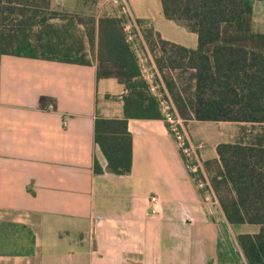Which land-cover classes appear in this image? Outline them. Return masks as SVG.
<instances>
[{"label":"crops","instance_id":"obj_1","mask_svg":"<svg viewBox=\"0 0 264 264\" xmlns=\"http://www.w3.org/2000/svg\"><path fill=\"white\" fill-rule=\"evenodd\" d=\"M4 1L15 9L7 28L28 20L27 42L37 49L48 43V25L62 28L65 18L120 16L99 0ZM122 1L140 22L142 32L129 35L139 65L157 70L142 34L197 48L195 34L165 19L160 0ZM262 8L256 1L255 14ZM77 30L89 65L0 55V264H246L236 237L258 228L226 222L213 191L197 188L163 120L129 119L131 173L110 171L94 123L123 119L127 92L115 79H97L95 50L84 27ZM243 125L185 121L209 183L204 164L218 161L217 146L234 143Z\"/></svg>","mask_w":264,"mask_h":264},{"label":"trees","instance_id":"obj_2","mask_svg":"<svg viewBox=\"0 0 264 264\" xmlns=\"http://www.w3.org/2000/svg\"><path fill=\"white\" fill-rule=\"evenodd\" d=\"M256 1L264 2L160 0L165 19L197 36L195 50L142 34L182 120L249 124V128L239 127L234 143L217 146L218 161L204 164L213 173L211 189L226 222L258 228L256 234L236 237L246 264H264V32L253 30ZM8 3L0 0V55L89 65L77 30L78 25L84 27L89 52L95 50L97 79H115L127 92L124 118L96 119L94 142L114 175H129L132 137L128 120L163 117L141 75L126 31L127 19L102 16L96 22L93 18H65L67 25L62 28L48 25V43L37 49L27 42L32 26L28 20L7 28L8 15L15 10ZM136 24L140 27V22ZM6 28L19 34H5ZM53 38L57 42H52ZM174 71L178 73L173 77ZM94 172L102 173L96 162Z\"/></svg>","mask_w":264,"mask_h":264},{"label":"built area","instance_id":"obj_3","mask_svg":"<svg viewBox=\"0 0 264 264\" xmlns=\"http://www.w3.org/2000/svg\"><path fill=\"white\" fill-rule=\"evenodd\" d=\"M109 1L116 9H119L120 15H128L126 5L122 0ZM133 23L134 25L136 24L135 21H133ZM127 30L128 26H126V31ZM136 30L139 32L137 27ZM128 39L129 41L131 40L130 38ZM139 67L143 79L148 83V93L159 103L163 121L165 122L169 134L171 135L181 156L184 159V163L189 174L194 178L198 189H204L207 191V193L211 194V185L205 176L203 166L200 163L197 155V151L201 148V146H194L190 142L185 128V121L178 116L176 108L166 90L163 81L160 79L159 82L156 81V79L161 77L159 72L156 69L154 70L150 67H147V65L144 63L139 65ZM150 202L152 204H156V197H151Z\"/></svg>","mask_w":264,"mask_h":264},{"label":"rangeland","instance_id":"obj_4","mask_svg":"<svg viewBox=\"0 0 264 264\" xmlns=\"http://www.w3.org/2000/svg\"><path fill=\"white\" fill-rule=\"evenodd\" d=\"M100 3L102 4H108L111 5L112 7H114L110 1L108 0H99ZM96 4V3H95ZM74 10H76V12H79L80 8L83 6V3H79V2H76L74 3ZM87 8H88V5H87ZM115 8V7H114ZM116 9V8H115ZM118 12H119V9H117ZM101 10H100V7L99 9H95L93 8V13L95 15H98L100 14ZM103 15V14H102ZM120 16H124L126 19H127V25L128 26V30L127 32H129L130 34H133L135 31V33L137 34V30H136V27L139 29V31H141V29L139 28L138 25H134L133 21L130 19V17L128 15H120ZM84 19H89L88 17H85ZM60 21V20H59ZM59 21H57L59 23ZM253 30L255 32H260V33H263L264 32V8H262L259 12H257L255 14V17H254V23H253ZM145 64V63H144ZM146 65V64H145ZM148 67V66H147ZM251 228V226H244V228H240L242 230H246V229H249ZM238 229V228H237ZM239 229V230H240ZM237 231V230H236Z\"/></svg>","mask_w":264,"mask_h":264}]
</instances>
